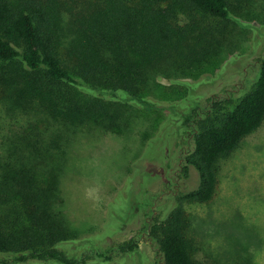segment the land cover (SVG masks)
<instances>
[{"label":"trees","instance_id":"obj_1","mask_svg":"<svg viewBox=\"0 0 264 264\" xmlns=\"http://www.w3.org/2000/svg\"><path fill=\"white\" fill-rule=\"evenodd\" d=\"M232 4L231 0H0V100L6 108L41 116L0 136V253H26L19 256L22 261L89 264L87 253L76 259L58 249L80 238L56 222L63 203L61 179L74 149L107 132L117 133L123 141L128 131H117L122 105L137 104L168 115L175 111L176 119L178 105H161L165 101L161 94L152 97L147 92L154 88L160 92L155 71L169 65L188 69L195 82L200 80L209 56L221 53V43L230 37L222 22L231 20ZM181 16L190 20L180 22ZM170 80L165 91L178 90L184 97L195 83ZM212 103L202 119L195 118L198 126L185 159L183 175L194 171L197 185L177 193V203L163 218L148 215L146 220L160 264H222L198 256L199 248L187 234L184 204L213 198L219 160L263 124L264 58L257 80L233 107L223 110L220 101ZM82 125L95 126L94 136H73L72 128ZM116 249L122 257L143 256L134 239ZM95 256L113 260L112 253L95 251Z\"/></svg>","mask_w":264,"mask_h":264},{"label":"rangeland","instance_id":"obj_2","mask_svg":"<svg viewBox=\"0 0 264 264\" xmlns=\"http://www.w3.org/2000/svg\"><path fill=\"white\" fill-rule=\"evenodd\" d=\"M231 2V20L222 22L230 37L221 43V53L209 56L200 80L195 82L188 69L180 71L169 65L155 71V77L160 76V92L156 88L147 92L152 97L161 94L165 100L161 105H178L176 119L172 117L175 111L169 116L164 110L147 111L137 104L119 105L123 113L117 131H128L123 141L117 133L107 132L74 149L70 168L61 179L63 203L56 217L60 226L64 224L80 236L59 245L66 256L79 259L87 253L89 264H160L146 220L148 215L163 218L177 203V193L197 185L194 171L189 177L183 175L198 126L195 118L202 119L214 100L220 101L223 110L233 107L257 80L264 58V0ZM189 20L184 16L179 19ZM174 78L195 82L190 94L184 97L178 90L165 91ZM2 94L0 87V99ZM107 95L110 97L111 91ZM38 118L41 116L6 108L0 100V136ZM94 128L74 127L73 136H94ZM217 181L209 202L184 204L187 234L198 246V256L222 264H264V122L219 160ZM131 239L139 243L143 256L122 257L117 252L120 244ZM95 251L112 253L113 260L96 258ZM21 254L26 253H0V264H52L22 261Z\"/></svg>","mask_w":264,"mask_h":264}]
</instances>
